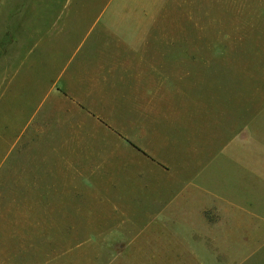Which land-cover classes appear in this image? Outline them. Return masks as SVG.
Returning <instances> with one entry per match:
<instances>
[{"label":"crops","instance_id":"obj_1","mask_svg":"<svg viewBox=\"0 0 264 264\" xmlns=\"http://www.w3.org/2000/svg\"><path fill=\"white\" fill-rule=\"evenodd\" d=\"M177 29L4 28L0 78L9 64L48 58L42 103L32 105L31 94L17 108L21 122L0 130L15 186L8 190L60 191L78 213L92 209L97 192L119 191L97 216L75 224L73 236L57 234L105 240L106 255L130 257L127 264H160L166 254L264 264V129L243 127L240 114L237 124L225 121V80L235 86L237 65L195 56ZM1 86L11 81L3 77ZM49 100L54 106L44 109ZM1 106L2 120L11 109ZM51 140L64 170L33 153ZM226 176L239 186L225 184Z\"/></svg>","mask_w":264,"mask_h":264},{"label":"rangeland","instance_id":"obj_2","mask_svg":"<svg viewBox=\"0 0 264 264\" xmlns=\"http://www.w3.org/2000/svg\"><path fill=\"white\" fill-rule=\"evenodd\" d=\"M0 28V42L6 40L4 28H178L179 38L187 36L193 41L195 56L232 58L240 70L235 86H230L228 78L225 80V121L235 120L237 124L240 114L243 127L253 122L264 129V0H0ZM42 56L36 64L30 58L5 68L0 78V105L8 104L11 111L0 119L1 132L19 121L17 108L31 94L32 105L42 103L46 93L44 64L48 62ZM3 77L11 81L8 89L1 86ZM53 104L47 101L44 109L51 110ZM255 115L259 116L257 120H253ZM55 147L58 143L51 140L35 147L33 153L47 154L51 169L64 170L65 164L53 157ZM7 153V146H0V164L4 162L0 173V264L128 263L130 257L107 256L106 249L112 246L105 240H61L57 234L73 236L75 224L97 216L101 208L112 204L110 200H115L119 191L97 192L92 209L81 213L66 208L68 200L59 198L63 194L60 191L44 197L42 191L19 188L12 196L8 187L15 186L9 176ZM222 181L228 186L239 184L238 180L229 184L227 176ZM47 199L53 205L49 209L41 206ZM12 200H16L15 208ZM60 220L63 223L59 226ZM37 221L55 224L48 227ZM81 235L78 237L85 236ZM126 246L116 243L117 249ZM156 261L201 264V257L166 254Z\"/></svg>","mask_w":264,"mask_h":264}]
</instances>
